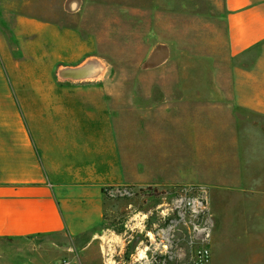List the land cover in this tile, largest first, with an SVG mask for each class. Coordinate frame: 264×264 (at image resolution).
<instances>
[{
  "label": "crops",
  "instance_id": "0c3cea01",
  "mask_svg": "<svg viewBox=\"0 0 264 264\" xmlns=\"http://www.w3.org/2000/svg\"><path fill=\"white\" fill-rule=\"evenodd\" d=\"M1 2L4 15L20 5ZM221 9L232 86L75 88L87 97L43 102L44 113L26 104L0 35V242L32 247L0 250V264H56L48 250L36 251L38 243L80 249L84 257L100 239L98 253L115 238L123 245L119 220L131 204L106 196L107 186L234 187L231 177L244 174L236 165L249 124L244 113L255 115L257 126L264 117V0H224ZM104 76L103 67L96 79ZM223 141L227 182L213 183L207 153L217 150L219 160ZM109 249L124 254L123 247Z\"/></svg>",
  "mask_w": 264,
  "mask_h": 264
},
{
  "label": "rangeland",
  "instance_id": "374dc122",
  "mask_svg": "<svg viewBox=\"0 0 264 264\" xmlns=\"http://www.w3.org/2000/svg\"><path fill=\"white\" fill-rule=\"evenodd\" d=\"M14 1L20 3L15 13L4 15L0 6V35L9 67L17 75V86L24 90L26 104L35 105L36 112H45L40 110L43 102L73 103L87 97L75 88L235 84V79L229 77L226 31L220 18L224 0ZM26 19L31 25L23 23ZM91 57L103 64L104 78L71 82L58 77L61 66L77 65ZM42 90L46 94H39ZM207 118H212L208 112ZM263 118L260 115L257 126L256 116L244 113L249 124L243 127L241 150L236 154L237 168L243 167L244 174L231 177L228 182L234 181V187L213 191L207 187L215 218L212 264H264ZM222 147L218 149L219 160L217 150L209 149L211 154L207 153L212 159L207 166V180L213 183L227 182L222 173L224 141ZM159 192L149 188L139 198L117 199L131 204V213L119 220L120 226L136 212L153 210ZM98 242L102 240L94 245L100 248ZM113 243V251L123 247L124 254L117 257L123 263L130 246L126 239L123 245L116 238ZM33 247L37 252L49 251L56 264H85L87 258L90 264H104L103 248L98 253L94 247L92 255L84 257L76 248H39V243ZM9 248L24 252L32 247L21 242H0V250Z\"/></svg>",
  "mask_w": 264,
  "mask_h": 264
},
{
  "label": "built area",
  "instance_id": "2783aa9c",
  "mask_svg": "<svg viewBox=\"0 0 264 264\" xmlns=\"http://www.w3.org/2000/svg\"><path fill=\"white\" fill-rule=\"evenodd\" d=\"M143 190L128 185L107 186L104 193L114 200L134 199L141 197ZM159 193L153 210L136 212L124 224L125 239L130 246L126 260L120 262L107 247L104 264L108 260L111 264H212L215 218L208 189L181 187L176 192ZM138 236L141 240L131 252Z\"/></svg>",
  "mask_w": 264,
  "mask_h": 264
},
{
  "label": "water",
  "instance_id": "95a60500",
  "mask_svg": "<svg viewBox=\"0 0 264 264\" xmlns=\"http://www.w3.org/2000/svg\"><path fill=\"white\" fill-rule=\"evenodd\" d=\"M103 70L101 61L95 57L88 58L80 64L73 66H61L57 70V75L61 80L71 82H82L97 80L96 77ZM141 236H138L131 245V252L135 250Z\"/></svg>",
  "mask_w": 264,
  "mask_h": 264
},
{
  "label": "bare ground",
  "instance_id": "6f19581e",
  "mask_svg": "<svg viewBox=\"0 0 264 264\" xmlns=\"http://www.w3.org/2000/svg\"><path fill=\"white\" fill-rule=\"evenodd\" d=\"M108 262H109V260H108ZM108 262H107V263H108ZM111 263H112V262H109L108 264H111Z\"/></svg>",
  "mask_w": 264,
  "mask_h": 264
}]
</instances>
